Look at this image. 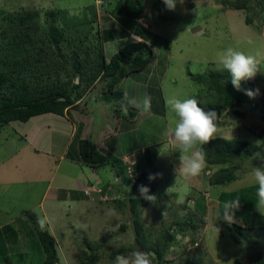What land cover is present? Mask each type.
Returning <instances> with one entry per match:
<instances>
[{"label": "rangeland", "instance_id": "obj_1", "mask_svg": "<svg viewBox=\"0 0 264 264\" xmlns=\"http://www.w3.org/2000/svg\"><path fill=\"white\" fill-rule=\"evenodd\" d=\"M123 1L0 0V10L4 12L37 10L42 30L46 29L47 10L64 11L56 22L65 35L61 43L63 53L99 51L107 61L113 51L129 41H143L151 49L148 63L127 74L144 85V88L127 85L129 95L141 105L144 95L149 96V111H143L142 107L138 111L129 105L124 86H116L117 83L111 89H106L102 81L79 83L72 93L73 103L68 107L71 113L82 112L91 122L93 111L97 124L109 122L114 135L123 137L125 148L122 154L113 156L116 167L108 190L100 186L99 191L92 192V187H88L85 200L70 204L68 198L56 200L46 194L58 180L78 176L80 171L75 165L60 164L51 169L53 163L48 162L51 165L46 170L45 162L31 158L30 166V163L25 166V162V167L21 166L22 174L10 169L3 192L7 199L0 202L7 207V213L0 212V222H8L0 228L6 252L0 256V264L42 263L44 253L21 214L27 209L47 220L59 264H80L92 253L97 257L93 264H114L117 255L140 250L134 242L128 198L144 199L139 191L141 185L150 189L149 195L157 197L156 204L145 199L138 204L144 230L157 237L162 229H167L170 235L161 260L154 252L144 251L152 254L154 264H254L257 256L264 255V215L255 206L252 210L239 208L234 222L229 224L218 218L224 204H220L218 194L255 184L253 169L264 165V130L258 129L263 123L238 103L221 110L217 136L246 140L257 149L239 165L236 178L230 183L211 186L207 180L214 167L206 166L198 177L187 180L177 176L180 153L164 132L178 119L166 105L169 97L181 100L194 97L199 105L211 100L212 90L192 80L191 74L206 76L209 71H220L225 79H231L230 73L220 70L219 65V58L227 48L264 57V15L259 0H248L242 9L221 5L219 0H184L175 11L167 10L163 0H141V12L135 17L120 13L118 8ZM246 18L249 24L245 23ZM74 21L78 23L76 29L72 28ZM55 78L65 81L67 77L59 72L57 77L50 75L45 81ZM253 80L254 83L247 81V90L259 91L254 98L247 95L244 100L264 111L261 100L264 72ZM72 81L75 83L76 78ZM122 104L128 107L127 115L121 110ZM7 139L8 130L0 136V162L7 158L4 149ZM82 168L81 178L86 169ZM157 173L161 175L149 181V175ZM60 184L70 186L67 180ZM13 195L26 197L22 201ZM183 216H189L193 226L181 227Z\"/></svg>", "mask_w": 264, "mask_h": 264}, {"label": "trees", "instance_id": "obj_2", "mask_svg": "<svg viewBox=\"0 0 264 264\" xmlns=\"http://www.w3.org/2000/svg\"><path fill=\"white\" fill-rule=\"evenodd\" d=\"M219 1L221 5L233 9L245 8L248 2ZM258 5L264 15V0H259ZM88 7L93 9L92 5ZM118 10L121 14L135 17L141 12V0H124ZM62 13L64 11L61 9L47 10L44 13L46 29L42 30L37 10H0V125L9 120L24 121L32 115L45 112L61 114L73 103L72 93L79 83L89 85L102 81L106 89H111L123 76L141 70L150 60L151 49L143 41L125 43L107 61L99 51L85 49L63 53L61 43L65 40V35L56 25L58 15ZM244 21L246 24L250 22L248 18ZM73 23L72 28L76 29L78 23ZM59 72L65 74V81L56 78L51 82L45 81L50 75L57 77ZM74 78L75 83L72 81ZM190 78L212 90L211 100L199 106L205 111H216L218 116L222 109L229 108L234 103L240 104L247 96V81L241 82V89L238 91L233 87L231 79H225L220 71H209L206 76L191 74ZM261 94L264 103V85ZM74 96L78 97L77 94ZM262 129L264 130V126ZM77 145L79 157L84 162L96 166L108 164L115 169V158L103 156L96 150L92 139H79ZM202 148L206 153V166L216 167L207 180L209 185H214L236 178V169L255 153L257 146L246 140L217 136ZM256 189V184L249 185L231 193H221L219 199L225 201L239 197L240 204L250 210L257 201ZM142 202L144 199L128 198L134 242L140 250L154 252L161 260L169 245L170 235L167 229H162L157 237L144 230L138 211V204ZM21 214L33 229L44 253L41 264H59L54 238L46 226L41 230L37 223L38 216L31 211L24 210ZM180 226H193L192 219L183 216ZM86 246L91 248L89 243ZM5 253L0 237V256ZM96 260L97 257L92 253L80 264H93ZM254 264H264L262 255L256 257Z\"/></svg>", "mask_w": 264, "mask_h": 264}, {"label": "crops", "instance_id": "obj_3", "mask_svg": "<svg viewBox=\"0 0 264 264\" xmlns=\"http://www.w3.org/2000/svg\"><path fill=\"white\" fill-rule=\"evenodd\" d=\"M116 51H113L110 54V56ZM261 70L262 71L264 70V61H262L261 63ZM131 76L132 75L123 76L116 84V86L118 84L124 86L123 92L124 94H127L129 100H132V98L129 95L127 85L131 84L139 87H142L143 85L140 83L137 77L133 78ZM251 82L254 83V80H251ZM92 98H93L92 101H96L94 97ZM245 102L249 103L250 106L257 107L260 111H262V109L259 106L254 105L252 102H249L248 100H246ZM133 107L139 111L138 107L136 106ZM93 115L94 114L92 111V119H91L92 121L90 122V119H87L88 116L86 114L82 112L71 113L69 111V108H66L61 114H57L53 112H45V113L32 115L24 121L9 120L1 124L0 136L3 132L8 130L9 139L7 140L9 141L5 140L6 142L4 144V149L7 158H4V160L0 162V193H1L0 202H2L3 199L5 200L7 199L6 197L7 194H3V192L6 190L5 179L7 178V174L8 172H10V169L13 170V173L16 172L22 174L21 171L23 170V167L27 166V164L31 162L30 161L31 158H35L36 160H39L42 163L45 162L46 170L47 167L52 163L53 164L50 167L51 169H57L60 166V164L63 165L66 164L68 166L75 165L80 171V174L81 171H83L84 169L82 167L86 168L85 173L82 172L84 173L83 178L79 176L80 174L78 176L77 174H73L71 175V177L66 176V179L64 178V181L58 180V182L60 183L62 182L66 183L67 180L70 183V186L68 187H64L62 184L58 182L54 184V186L52 185L50 187L47 186L49 187V189L46 195L51 196L56 200L63 199L65 197L68 198V202L70 204H73L76 202H82L87 198L86 189L88 187H92V192H94L95 190L99 191L100 186H103L105 188L107 187L106 190H108L109 183H111L113 178L112 174L114 170L108 164L96 166L95 164H89L84 162L79 157L78 154V145H77L78 140L82 138L92 139L96 150L99 151L103 156H105L108 159L113 158V156L117 157V155L122 154L123 153L122 149L125 148V145L123 147V143H122L123 137H120V135L117 134L114 135V133L112 132L113 129L111 128L112 127L111 123L102 122L100 124H97ZM262 128L263 127H259L258 129L261 130ZM130 132H133V130H130ZM61 141H62V145L59 144V142ZM113 147H115L117 150H114ZM22 151H24L25 154H23ZM15 158L18 160H15ZM24 162H25V166H23ZM48 162H50L51 164H49ZM30 165L31 163L29 164V166ZM89 165H92V168H90ZM210 167L213 168L214 166H210ZM228 183L230 182H226L225 184ZM214 185H220V184H214ZM243 187L221 191L218 194V200L220 204L224 203L225 201H229V200L220 201L219 195L221 193H231ZM68 191H70V193L67 195ZM13 197L22 200L26 196L13 195ZM1 205L2 204L0 203V212L7 213L6 210L7 207L4 208ZM254 206L256 207L255 204ZM240 208L249 210L248 208H245V206H242L241 204H240ZM7 223L8 222H0V228L6 226ZM46 229L47 231L49 230L48 222L46 223Z\"/></svg>", "mask_w": 264, "mask_h": 264}, {"label": "clouds", "instance_id": "obj_4", "mask_svg": "<svg viewBox=\"0 0 264 264\" xmlns=\"http://www.w3.org/2000/svg\"><path fill=\"white\" fill-rule=\"evenodd\" d=\"M184 0H163L167 10L175 11L177 4H183ZM251 43V41H249ZM264 57L257 55L245 54L242 51H237L233 48H227L223 51L219 58L220 70H227L231 75V83L236 90L241 89L242 81L253 80L257 73L264 72L261 70V63ZM251 90H246L245 94L250 98L258 93ZM125 99L129 105L142 107V110L147 112L151 107V98L145 96L142 105L135 100H129L127 94ZM166 105L172 113L178 118L174 126L170 125L164 132V135L170 137L172 144L177 147L180 153V166L176 169L177 176L191 179L198 177L206 167V153L202 146L216 139L218 133V123L220 116L216 111H205L199 106L196 98L179 99L175 96L169 97L166 100ZM122 112L127 115L128 107L125 104L121 105ZM161 174H150L149 181L155 180ZM253 179L257 185L255 203L257 211L264 215V165L256 166L252 172ZM141 196L152 204H156L157 197L149 195L150 189L144 185L139 188ZM240 208V198L225 201L222 212L218 218H222L227 223L234 222L235 212ZM114 213V210H110ZM41 230L46 226V219L39 218L37 220ZM114 264H154L152 254L140 250H135L128 255H117Z\"/></svg>", "mask_w": 264, "mask_h": 264}, {"label": "water", "instance_id": "obj_5", "mask_svg": "<svg viewBox=\"0 0 264 264\" xmlns=\"http://www.w3.org/2000/svg\"><path fill=\"white\" fill-rule=\"evenodd\" d=\"M240 105H241V107H243V109L249 111L250 114H252L255 117H258L264 125V113H262L257 107H252V106H250L249 103H247L245 101H242L240 103ZM262 257L264 259V255Z\"/></svg>", "mask_w": 264, "mask_h": 264}, {"label": "built area", "instance_id": "obj_6", "mask_svg": "<svg viewBox=\"0 0 264 264\" xmlns=\"http://www.w3.org/2000/svg\"><path fill=\"white\" fill-rule=\"evenodd\" d=\"M178 237H179V236H178ZM178 237H176V239H177Z\"/></svg>", "mask_w": 264, "mask_h": 264}]
</instances>
